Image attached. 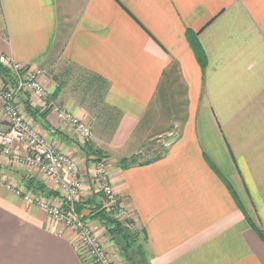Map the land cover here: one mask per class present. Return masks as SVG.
<instances>
[{
	"label": "crops",
	"instance_id": "0c3cea01",
	"mask_svg": "<svg viewBox=\"0 0 264 264\" xmlns=\"http://www.w3.org/2000/svg\"><path fill=\"white\" fill-rule=\"evenodd\" d=\"M2 57L44 69L51 100L81 117L88 112L64 92L60 68L69 63L107 82L102 100L119 121L98 145L82 144L30 95L20 107L83 170L109 161L148 264H264V148L260 166L245 154L253 128L264 130V0H0ZM166 102L185 105L179 133L161 155L122 167L152 135L154 105ZM5 164L0 174L17 185L42 182L35 169ZM92 205L83 210L108 241ZM0 264L87 262L72 231L0 184Z\"/></svg>",
	"mask_w": 264,
	"mask_h": 264
},
{
	"label": "built area",
	"instance_id": "2783aa9c",
	"mask_svg": "<svg viewBox=\"0 0 264 264\" xmlns=\"http://www.w3.org/2000/svg\"><path fill=\"white\" fill-rule=\"evenodd\" d=\"M0 64L9 72L6 81L0 78V156L9 158L15 165L39 171L52 181L57 191L65 195V199H53L26 185H17L2 174L0 184L6 185L26 202L39 206L57 223L72 231L87 264H117L89 223V215L77 209L76 200L83 197L85 189L80 164L73 156L59 151L28 119L20 107V97L26 94L38 99L44 110L52 111L62 123L71 127L82 144H93L91 127L51 100L48 89L41 81L46 75L44 69L10 57L0 58ZM107 162L105 158H98L87 171L94 186L104 193L101 208L123 222L132 232L140 233L131 210L114 191Z\"/></svg>",
	"mask_w": 264,
	"mask_h": 264
},
{
	"label": "rangeland",
	"instance_id": "374dc122",
	"mask_svg": "<svg viewBox=\"0 0 264 264\" xmlns=\"http://www.w3.org/2000/svg\"><path fill=\"white\" fill-rule=\"evenodd\" d=\"M65 70H66V74H65ZM8 73L9 72L6 69L0 67L1 79L6 81L8 78ZM58 74H60V77L62 79L60 81L62 83V87L66 86L64 92L66 93L68 97H70L71 99L75 101L73 103L74 106L76 107L82 106L84 109L87 110L86 112H88V114L85 115L86 117H81L76 114L75 115L83 119L91 127V130L94 134L93 144L96 143V145H98L99 138L107 141L109 140L110 137H113L115 133V129L117 127L116 125L119 121V112L116 111L113 107L106 104L102 99L97 98L96 87H93V86L91 87V84H89L88 82L90 75L86 73L84 70L76 66H72L69 63L62 66ZM154 107H155L154 109L155 120L154 122L152 121V123L154 124L153 128L151 129L152 135H150L148 140L141 146V149L139 152L129 157H126L124 159L130 160L132 157L136 156L137 162H146L148 159L155 158L164 152V146H163L164 142L166 141L167 143L169 140L175 137L174 135L176 133H179V130L182 124L181 118L183 117V114L185 111V105L177 103V102L173 104L166 102V103L156 104L154 105ZM23 113L27 115V113L25 112ZM64 125H66L67 128L71 129L69 125L67 124H64ZM262 128L263 126H259V125H256L253 128L256 134L251 136V140L249 144L250 149L245 151V154L247 155L248 159H250L251 166H260L259 160L263 155L261 154V148L262 147L264 148V130ZM168 130H173L174 134L168 135L167 134ZM124 150H127V149L124 148L122 152ZM61 152H64V151H61ZM64 153H67V152H64ZM240 153H242V148H241ZM4 162L6 163L5 164L6 166L9 165L13 167L15 165L9 159L6 161L0 159V168H1V164H4ZM86 163H87V159H86ZM107 163H109V161ZM81 164H83L82 161H80V166ZM22 167L24 168L25 166L22 165ZM254 169L257 170L259 168H252V170ZM43 176H41L42 182L39 181L40 182L39 185H42L43 187L45 186L46 189H44L43 191H40V193L41 194L46 193L48 195H45V196H51L53 199H59L63 201L65 199L64 198L65 195H61L52 183H45L46 179H44L45 177ZM81 176L85 184V189H84L83 197H80L79 199L76 200L77 209L80 211L83 210L84 208H86L87 203L88 205L93 204L92 210H94L96 206L101 208L104 203V193L100 190L99 187L96 188L94 185H90V186L87 185V183L92 182L88 176L87 169L83 170V168H81ZM48 184L50 185V187L47 188ZM4 186L6 187V185ZM92 195H98V198L94 199L93 201H90L92 202L91 204L89 203V201L87 202L86 200ZM85 203H86V206H85ZM96 209L98 210V208ZM105 231L108 235V239H109L108 241L111 242L109 244H108L107 239L104 238L102 234L98 233L95 230V232L99 235L100 239L106 245V248L109 251V253L111 252L113 256L114 254L113 252L115 253L116 251L119 252L116 248L117 243L111 238L110 234H108V231L107 230ZM119 256L123 258V256L120 253H119Z\"/></svg>",
	"mask_w": 264,
	"mask_h": 264
},
{
	"label": "trees",
	"instance_id": "16d2710c",
	"mask_svg": "<svg viewBox=\"0 0 264 264\" xmlns=\"http://www.w3.org/2000/svg\"><path fill=\"white\" fill-rule=\"evenodd\" d=\"M192 44L196 48V50L199 49V45L196 43V40L193 39ZM198 56L200 57L202 65L205 66L204 57L199 50ZM0 67L3 68L1 65ZM88 74L90 75V78L88 79L89 84H91V87H96L97 98L102 99L107 88V82L102 77H99L96 74ZM27 110H29L30 112L34 111H32L31 105L28 104V101ZM44 115L45 113L42 114V116ZM136 158L137 157L134 156L130 160L123 159L121 160L120 165L122 167H128L132 164H136ZM28 182V188L36 192L43 191L45 189L42 185L34 183V181L31 179ZM96 208H98V210ZM93 211L94 217H96L101 222V224L108 231V234H110L111 238L117 243V250L128 264H148L147 258L145 256V247L143 244V237L141 235V232H132L128 227H126V225H124L123 222L116 219L105 209L96 206ZM262 237L264 238V234L262 235Z\"/></svg>",
	"mask_w": 264,
	"mask_h": 264
}]
</instances>
